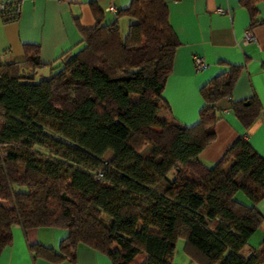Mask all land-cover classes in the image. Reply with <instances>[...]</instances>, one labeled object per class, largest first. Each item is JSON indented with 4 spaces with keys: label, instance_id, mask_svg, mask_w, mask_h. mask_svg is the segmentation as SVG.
Wrapping results in <instances>:
<instances>
[{
    "label": "trees",
    "instance_id": "obj_1",
    "mask_svg": "<svg viewBox=\"0 0 264 264\" xmlns=\"http://www.w3.org/2000/svg\"><path fill=\"white\" fill-rule=\"evenodd\" d=\"M257 1L240 0L251 25ZM6 3L2 21L16 20L19 3ZM92 12L82 46L50 63L47 76L36 79L43 63L31 43L23 59L0 64V252L19 224L67 230L58 251L29 245L52 262H74L83 245L113 264H174L180 238L196 264H264V238L242 253L264 220V157L243 136L211 164L199 156L216 137L215 104L230 100L242 65L221 61L228 69L200 86L195 123L160 116L181 44L168 1L131 0L110 22L97 5ZM230 106L245 129L261 109L256 97Z\"/></svg>",
    "mask_w": 264,
    "mask_h": 264
},
{
    "label": "crops",
    "instance_id": "obj_2",
    "mask_svg": "<svg viewBox=\"0 0 264 264\" xmlns=\"http://www.w3.org/2000/svg\"><path fill=\"white\" fill-rule=\"evenodd\" d=\"M170 24L181 44L176 48L173 66L163 89V97L169 108L162 106L159 115L191 125L199 119L203 103L199 88L212 76L228 69L226 64L242 65L233 85L230 100L222 98L215 104L218 120L216 137L199 153L200 158L211 164L220 158L228 145L239 136L245 137L254 149L264 157V0L256 2L255 19L251 25L249 10L240 0H167ZM19 3V17L3 22L0 15V64L21 60L25 56L24 44L39 48L45 76L54 63L66 51L75 52L82 46L80 27L95 25L92 4L98 6L104 22L115 17V11L126 8L131 0H0ZM114 6L115 11L109 10ZM127 22L123 19V26ZM250 29L256 41L244 39ZM201 55L207 67L196 71L192 56ZM256 97L261 104L258 116L248 129L234 113L230 101ZM105 156H113L107 150ZM240 200L248 202L243 194ZM264 216V197L257 203ZM67 230L59 227L12 226V241L0 252V264H113L110 258L98 250L79 246L74 262H52L42 256L33 257L29 245L39 242L58 251ZM264 238V220L249 237L242 253L247 255ZM174 255V254H173ZM173 261H175L173 259ZM176 263V262H175ZM178 264V263H177ZM184 264H196L187 260Z\"/></svg>",
    "mask_w": 264,
    "mask_h": 264
},
{
    "label": "built area",
    "instance_id": "obj_3",
    "mask_svg": "<svg viewBox=\"0 0 264 264\" xmlns=\"http://www.w3.org/2000/svg\"><path fill=\"white\" fill-rule=\"evenodd\" d=\"M6 2H0V11L4 10L5 7H6ZM109 10L111 11H115V8L114 6H110L109 7ZM16 11H20L19 7L17 6L16 8ZM244 39L245 40H249V41H256V37L253 35L252 31L250 29L246 30L244 32ZM192 62H193V66H194V69L196 71H201L203 69H205L207 67V63L206 61L204 60V58L201 56V55H198V54H194L192 56ZM103 176V172H102V169L99 168L97 169L96 173H95V178L96 180H100Z\"/></svg>",
    "mask_w": 264,
    "mask_h": 264
},
{
    "label": "rangeland",
    "instance_id": "obj_4",
    "mask_svg": "<svg viewBox=\"0 0 264 264\" xmlns=\"http://www.w3.org/2000/svg\"><path fill=\"white\" fill-rule=\"evenodd\" d=\"M122 30H124V26L122 25ZM48 75V74H47ZM47 75H45V76H47ZM40 73H39V75H37L36 76V79H39L40 78ZM35 148L37 149V150H40V151H42L43 153H45V154H47L48 153V150L46 149V148H44V147H41V146H39V145H35ZM173 177V172H170L169 173V178H172ZM240 194L242 193V192H239ZM243 194V193H242ZM101 217L102 218H104L105 220H107V221H109L110 220V217L106 214V213H102L101 214ZM183 245H184V241L182 240V239H180V238H178L177 239V241H176V246H175V251H174V255H173V259L175 260V261H173L174 262V264H184V262L185 261H187V260H189L190 258L188 257V256H186V254L183 252ZM144 257H143V255L141 256H139L137 259L140 261V260H142ZM191 260V259H190ZM176 262V263H175Z\"/></svg>",
    "mask_w": 264,
    "mask_h": 264
}]
</instances>
